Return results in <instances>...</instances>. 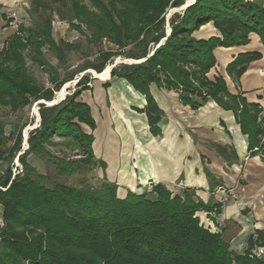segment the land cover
I'll list each match as a JSON object with an SVG mask.
<instances>
[{"label":"trees","instance_id":"16d2710c","mask_svg":"<svg viewBox=\"0 0 264 264\" xmlns=\"http://www.w3.org/2000/svg\"><path fill=\"white\" fill-rule=\"evenodd\" d=\"M182 4L184 0H30L28 12L41 11L44 18L33 25L19 23L0 47V108L15 112L40 100L51 101L53 92L76 72L93 69L99 73L112 56L123 55L144 60L112 67L110 76L125 80L144 96V107L135 110L145 113L153 135L160 131L162 110L150 91L152 84L175 90L192 109L210 98L232 110L240 130L247 134L251 153L264 133L260 106L248 102L241 91L230 92L222 75L210 78L208 72L216 63V47L244 45L251 33L264 45L263 2L194 0L170 17L166 34V10ZM53 15L90 42L105 39L113 47L67 71L66 51L74 45L54 39ZM1 17L3 27L13 20L3 13ZM208 22L217 34L196 38L193 32ZM44 48L57 64L45 57ZM27 57L46 71L52 87L31 77ZM260 57L258 51L241 52L226 65V73L238 80L247 64ZM85 82L86 78H80L76 85L90 89ZM80 93L75 89L51 105L38 102L39 125L29 132L23 150L20 129L6 134L0 121V159L11 164L17 156L21 164L13 177L9 164L0 176L4 222L0 264H262L248 251L235 253L221 233L200 223L196 212L206 207L195 200L192 190L184 189L180 195L157 182L150 190H127L122 197L117 183L105 177L99 186H75L51 182L39 172L30 156L53 163L61 175L105 168V162L94 155L96 123L89 104L79 99ZM10 139L11 145L6 146ZM51 147H58L57 153ZM68 151L78 157L67 155Z\"/></svg>","mask_w":264,"mask_h":264},{"label":"crops","instance_id":"0c3cea01","mask_svg":"<svg viewBox=\"0 0 264 264\" xmlns=\"http://www.w3.org/2000/svg\"><path fill=\"white\" fill-rule=\"evenodd\" d=\"M25 1L0 0L2 43L14 30L10 25L2 26L5 20L1 13L9 17L7 12L15 11V16L24 17L28 8ZM214 34L217 31L211 22L193 32L196 38ZM248 51H258L261 57L250 61L238 80L231 79L226 65L237 54ZM213 52L216 63L208 76L222 75L230 92L241 91L248 102L257 103L264 129V45L259 36L251 33L248 43L216 47ZM150 91L162 110L157 135L150 132L145 113L135 110L144 107L143 95L134 90L136 97L127 94V109L118 105L132 132L129 134L121 126L128 147L125 152L118 147L114 167L127 171L129 183L121 182L116 173L112 181L118 185V194L123 197L127 190H150L148 184L157 182L180 195L184 189L192 190L195 200L206 207L196 212L200 223L211 232L221 233L235 253L251 254L253 247L264 245V133L259 147L250 153L247 134L240 130L232 110L220 107L210 98L192 109L180 101L175 90L152 84ZM220 187L234 188L237 198L222 202Z\"/></svg>","mask_w":264,"mask_h":264},{"label":"rangeland","instance_id":"374dc122","mask_svg":"<svg viewBox=\"0 0 264 264\" xmlns=\"http://www.w3.org/2000/svg\"><path fill=\"white\" fill-rule=\"evenodd\" d=\"M25 2L29 7L30 0H26ZM193 2L194 0L189 2V4ZM184 4H188L187 0H184ZM184 4L179 7H169L166 10L164 25L166 34H168L170 30V17H172L174 13H182V11L185 9V7H183ZM14 12L15 11L7 12L8 16H11L14 19L13 24H9L14 31L17 29L19 23H23L24 25L28 26L33 25L34 23L39 22L44 18V14L41 13V11H36L30 14L27 10V14L24 17L20 18L18 16H15ZM52 35L56 40L63 39L65 41L72 42L74 45L72 50L66 51L67 71H74L83 61H85V59H93L94 57H96L99 51L108 50L113 47V45L105 39H103L101 42H90L85 35L80 34L76 30L72 29L69 26L68 22L59 20L54 15L52 20ZM0 37L2 38L3 36ZM1 45L2 41L0 40V47ZM43 51L45 57L52 64H57V59L51 53H49L48 50L44 48ZM133 62H136V60L129 59L123 55H114L111 57V60L107 62L101 72L96 73L93 69L78 71L74 74L73 79L65 82L66 84L64 83L65 85L63 84V87L61 86L59 90L53 92V99L57 100L58 92L61 90L63 91L61 95L65 92L63 96L64 98L66 94L72 93L75 89H80L81 93L79 98L87 101L90 104L93 116L95 118L96 127L92 131L95 139L92 143L93 152L96 158L105 160H103L105 162V168L96 166L85 172H74L70 175H61L56 172L53 163L47 160L42 161L37 157H34V159L30 156L29 159L32 160L37 170L43 174L48 175L51 182H67L75 186H82L85 184L99 186L101 180L104 177L109 181H112V179L116 177L117 173L121 182L129 183L126 178L128 175L127 171L125 169L115 170L114 167V165H116L118 147L120 146L121 149L123 148L124 152L128 147V139L124 134V130H126V132H128L129 134L132 133L127 124V116L121 114L118 105L124 106V108H126V104L129 100L128 95L136 97V94L133 88H131V86L128 85L125 80L117 77H111L109 73V67L112 66L120 68V66L123 64H129ZM27 66L29 74L39 84L43 85L44 87L53 86L46 71L39 65L33 64L29 57H27ZM59 69H61V66H59ZM106 74L108 75V77ZM80 78H86L87 82L85 83L90 89H84L83 85L79 87L76 85ZM106 82L109 83L108 87H106ZM114 88L117 90V94L116 92L112 91L114 90ZM60 100L61 99H58V101ZM41 101L44 100H40L39 102ZM49 102L50 101H44L46 105H49ZM34 103H31L30 105L24 107L22 110H18L15 112L9 111L8 108H0V121L4 123L5 133L8 134L12 130V132H16L20 129V143L22 149L26 147V145H24V140L27 143L29 132L39 125V107H37L38 104L36 105ZM36 108L38 113L35 110ZM121 126L124 130L121 129ZM26 127L28 128L25 129ZM83 128L85 131L90 132V129L87 126L83 125ZM12 141L13 140L11 139L8 140L6 146H10ZM51 150L57 153L58 147H51ZM73 153L74 151H68L67 155H71L74 158L78 157V155H73ZM12 162H14V159H12ZM8 164L12 166V163L10 164V162H4L0 159V176L3 174V170L6 166H8ZM51 182H47V185H51ZM152 184L153 183L148 184L150 185V188Z\"/></svg>","mask_w":264,"mask_h":264},{"label":"built area","instance_id":"2783aa9c","mask_svg":"<svg viewBox=\"0 0 264 264\" xmlns=\"http://www.w3.org/2000/svg\"><path fill=\"white\" fill-rule=\"evenodd\" d=\"M10 24H13V20L10 22ZM38 102H35L34 104L37 105ZM26 147H27V143H26ZM23 149H25V147ZM19 153H21V151ZM13 159H14V162H12V167H11L12 177L21 171V164L19 163L17 156H15ZM220 188L223 192L222 197H221L222 202L227 201L228 199L237 198V193L234 188H225V187H220ZM3 224L4 222H3L2 214L0 212V228H2ZM251 255H253L262 264H264V245H256L255 247H253Z\"/></svg>","mask_w":264,"mask_h":264},{"label":"bare ground","instance_id":"6f19581e","mask_svg":"<svg viewBox=\"0 0 264 264\" xmlns=\"http://www.w3.org/2000/svg\"><path fill=\"white\" fill-rule=\"evenodd\" d=\"M192 0H187V3L189 4V2H191ZM188 4H184L183 5V7H186ZM104 75V74H103ZM107 75V74H106ZM65 88V87H64ZM63 88V89H64ZM63 91L61 90V91H59L58 92V97H57V100L56 99H53L54 101H58V99L60 98L61 99V97L63 96V94H65V92L61 95V93H62ZM51 103V101L48 103V104H50ZM36 110V109H35ZM39 120V119H38ZM24 137H26V136H24ZM24 145H26V142H25V140H24Z\"/></svg>","mask_w":264,"mask_h":264},{"label":"water","instance_id":"95a60500","mask_svg":"<svg viewBox=\"0 0 264 264\" xmlns=\"http://www.w3.org/2000/svg\"><path fill=\"white\" fill-rule=\"evenodd\" d=\"M143 60H144V59H139V60H137L136 62H141V61H143ZM111 67H112V66L109 67V72H110ZM41 102H44V101H41ZM55 103H57V101L52 100L51 103H50L49 105H51V104H55ZM25 148H26V147H25Z\"/></svg>","mask_w":264,"mask_h":264}]
</instances>
